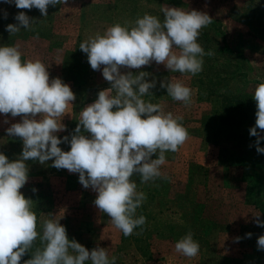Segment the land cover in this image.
Instances as JSON below:
<instances>
[{"label":"rangeland","instance_id":"1","mask_svg":"<svg viewBox=\"0 0 264 264\" xmlns=\"http://www.w3.org/2000/svg\"><path fill=\"white\" fill-rule=\"evenodd\" d=\"M164 5L207 13L213 22L202 29L197 42L214 55H205L203 71L195 76L171 73L155 62L141 69L121 68V72L151 73L147 79L155 78L156 87L150 89L153 96L144 99L182 116L189 134L178 151L165 153L161 178L144 184L137 175L131 178L147 197L136 212L137 217H146L142 230L125 237L94 205L97 193L79 183V174L56 169L52 161L44 165L27 161L28 181L20 191L33 201L38 232L42 233L43 220L54 215L61 218L70 240L89 251L106 248L109 258L117 257L116 264H264V250L257 248L264 227L255 223L264 221L260 206L264 154L257 153V138L249 132L256 121L254 90L264 83V0H67L50 5L46 17L38 9H17L0 0V46H18L22 60H40L48 67L50 80L59 77L71 87L76 100L62 118L66 130L57 133L70 139L79 112L97 99L99 91L111 87L102 76L103 66L93 70L80 44L113 24L132 23L145 13L163 20ZM19 11L35 21L29 30L10 36L6 26L17 23L14 17ZM172 77L192 89L190 105L174 101L160 87V81ZM5 119L0 114V152L13 161L23 144L19 137L8 136L6 129L21 118L9 114L7 124ZM59 146L70 150V144ZM189 231L200 245L193 259L174 251L175 243ZM38 247L39 238L20 264Z\"/></svg>","mask_w":264,"mask_h":264},{"label":"clouds","instance_id":"2","mask_svg":"<svg viewBox=\"0 0 264 264\" xmlns=\"http://www.w3.org/2000/svg\"><path fill=\"white\" fill-rule=\"evenodd\" d=\"M4 2L17 9H38L46 17L50 5L66 4L67 0ZM161 11L163 20L145 13L132 23L113 24L103 34L98 32L80 44L93 70L103 66L102 76L111 87L99 91L97 99L79 112L70 139H61L57 133L66 130L62 118L76 100L71 87L59 77L50 80L48 67L40 60H22L18 46H0V114L6 117L5 124L9 114L21 118L6 132L10 137H19L23 144L22 152L13 161L0 152V264H20L37 238L41 247L24 264L117 261L115 256L109 258L106 248L97 246L89 251L75 239L70 240L61 218L54 215L43 220L42 233L37 231L33 201L20 191L28 181L29 160L41 165L52 161L51 166L56 169L78 173L79 183L97 193L94 205L125 237L146 224V217H137L136 212L147 197L137 190V183L131 178L139 176L141 184L161 178L165 153L178 151L189 134L182 125V116L165 112L163 105L144 99L153 96L150 89L156 87L155 78L147 79L151 73L133 74L121 72V68L141 69L155 62L171 73L195 76L203 71L205 55H214L197 42L202 29L213 22L207 13L166 5ZM4 18L7 19V12ZM14 19L17 23L8 24L5 29L10 36L21 29L29 30L35 21L24 11H19ZM160 87L174 101L191 104L192 89L181 79L165 78ZM253 98L256 121L249 132L257 138V153L264 154V147H260L264 140V83L257 84ZM62 143L70 144V150H62ZM255 223L264 227V221L256 219ZM193 235L189 231L181 237L174 251L189 259L197 257L200 245ZM246 235L250 238L252 234ZM257 248L264 250V235L258 237Z\"/></svg>","mask_w":264,"mask_h":264},{"label":"trees","instance_id":"3","mask_svg":"<svg viewBox=\"0 0 264 264\" xmlns=\"http://www.w3.org/2000/svg\"><path fill=\"white\" fill-rule=\"evenodd\" d=\"M261 183H262V182L259 181V184H260V185H258V186H261ZM248 190H249V189H248ZM258 196H259V194H258ZM261 204H262V205H260V206L264 207V202H262ZM254 205H257V204L254 203ZM257 207L259 208L258 205H257Z\"/></svg>","mask_w":264,"mask_h":264},{"label":"crops","instance_id":"4","mask_svg":"<svg viewBox=\"0 0 264 264\" xmlns=\"http://www.w3.org/2000/svg\"><path fill=\"white\" fill-rule=\"evenodd\" d=\"M105 83H108V81H106Z\"/></svg>","mask_w":264,"mask_h":264}]
</instances>
